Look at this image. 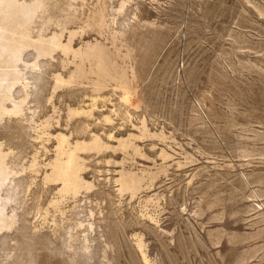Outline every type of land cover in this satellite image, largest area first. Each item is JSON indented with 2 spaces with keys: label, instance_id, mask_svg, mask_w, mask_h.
Masks as SVG:
<instances>
[{
  "label": "rangeland",
  "instance_id": "obj_1",
  "mask_svg": "<svg viewBox=\"0 0 264 264\" xmlns=\"http://www.w3.org/2000/svg\"><path fill=\"white\" fill-rule=\"evenodd\" d=\"M0 264H264V0H0Z\"/></svg>",
  "mask_w": 264,
  "mask_h": 264
}]
</instances>
